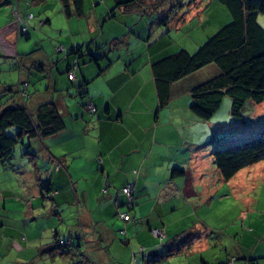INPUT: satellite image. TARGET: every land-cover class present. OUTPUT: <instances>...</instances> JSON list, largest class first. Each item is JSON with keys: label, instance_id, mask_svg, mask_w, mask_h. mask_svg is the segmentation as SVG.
Here are the masks:
<instances>
[{"label": "crops", "instance_id": "1", "mask_svg": "<svg viewBox=\"0 0 264 264\" xmlns=\"http://www.w3.org/2000/svg\"><path fill=\"white\" fill-rule=\"evenodd\" d=\"M104 2L105 6L91 8L84 0L82 16L64 14L67 24L54 35L55 42L63 47L61 54L55 47L33 49L24 40L30 36L29 28L23 33L14 17L0 29V72H8L12 80L0 81V93H6L0 107L17 101L34 113L40 103L53 101L64 121L57 133L31 140V148L37 152L28 160L32 172H27L23 160L13 168L25 169L23 185L28 180L33 182L30 196H0V264H39L40 256L69 254V247L74 248L72 253L81 251L101 264H181L183 259L185 264H225L233 256L242 258L235 264H249L251 256H263L256 264H264V248L258 250L259 243H253L252 234L243 232L238 239L235 229L226 224L214 227L207 221L212 197L226 180L220 175L216 185L209 187L211 183L204 178L209 160H202L201 153L203 146H211L213 128L219 126L221 131L223 123L212 118L200 120L189 103L191 88L218 69L207 66L173 83L169 101L158 108L150 66L153 60L179 47H192L174 38V30L187 27L184 34H193L197 44L211 35L210 6H221L213 0H195L189 12L170 20L173 37L162 36L163 27L154 20L156 12L144 13L153 18L147 37L146 27L140 30L134 25L135 20H146L141 8H121L118 17L106 18L113 5ZM21 6L18 2L19 13ZM168 6L160 7L159 15ZM73 17H77L76 26ZM44 22L52 23L48 18ZM31 25H35L32 20ZM23 34L25 38L19 36ZM117 37L122 39L113 45L111 41ZM79 45L87 52L78 57L77 78L70 82L66 76L70 57L65 52ZM88 52L99 58L90 60ZM104 56L111 60L106 67ZM99 66L105 68L99 72ZM40 79L46 81L44 88L33 86L32 92L30 86ZM84 80L87 92L81 99L78 89ZM18 81L29 83L31 96L26 101L6 87ZM88 100L96 107L94 114L82 105ZM57 158L61 162L58 168ZM1 167L3 171L11 169L4 163ZM174 167L182 168L183 173L172 175ZM38 170H42L43 180ZM37 176L39 183L49 184H37ZM127 184L135 191L132 207L125 203L123 187ZM13 197L17 205L10 209L6 199ZM245 200H250L249 196ZM119 211L128 212L129 219L120 218ZM243 214L240 209L236 219ZM57 219L64 226L57 225ZM255 223L250 220L247 225ZM156 229L162 231L161 236L153 233ZM212 230L219 233L215 241ZM222 234L232 238L224 247L225 257L212 251L213 244L225 241ZM57 241L67 245L62 248Z\"/></svg>", "mask_w": 264, "mask_h": 264}, {"label": "trees", "instance_id": "2", "mask_svg": "<svg viewBox=\"0 0 264 264\" xmlns=\"http://www.w3.org/2000/svg\"><path fill=\"white\" fill-rule=\"evenodd\" d=\"M8 1L12 3V14L15 15L13 11L17 10L21 21L26 23L27 28L30 20L28 14L32 13L33 18L34 13L28 11L25 17L20 15L18 0L13 2H10V0H0V4ZM60 1L66 16L72 14L82 16L84 14V0ZM113 1V6L107 12L106 18L118 17V10L121 8L124 10L134 7L141 8V15L144 17L147 16L144 13L156 12L154 20L163 27L162 36L169 35L170 27L168 25L170 20L179 13L177 2L173 4L174 0ZM194 1H189L188 5ZM213 1L225 7L230 15V21L224 25H220L194 51L190 52L183 47H179L176 51L151 62V71L159 98L158 108L165 106L169 101L173 83L202 68L215 66L218 69V73L198 82L191 88L189 108L200 120H209L221 106L223 97L227 95L230 98V114L233 118L240 120L243 119V107L247 100H252L255 103H260L264 100V28L257 21L258 14H264V0ZM168 4L169 6L164 14L159 15V8L165 7ZM29 5L30 2L26 4L27 7ZM13 17L15 18V16ZM126 30L129 31V28ZM24 31L22 32L24 33ZM147 35L149 37L150 32ZM121 39V37L114 38L111 43L117 45ZM152 43L150 42V44ZM96 45L99 46V43ZM55 51L62 52L63 47L56 45ZM86 52L83 49V45L69 48L65 52L70 57L66 69V76L70 82L77 78V71L80 66L78 57L83 56ZM88 54L90 60L95 61L99 58L94 53L88 52ZM104 58L107 61L104 65L106 67L111 63V60L107 56H104ZM73 60L77 64L75 78L69 79L68 71L72 67ZM104 66H99L98 71L103 70ZM28 84V81H18L16 84L7 85L6 87L12 95H17L21 100L26 101L31 96ZM86 92V81L84 80L79 84L78 96L83 99ZM89 103L91 102L88 100L83 102L82 105L86 107L89 113L94 114L96 107L91 103L94 106V111L90 110L88 108ZM11 126L17 128L15 136L6 133L7 128ZM63 127L64 121L62 115L53 101L40 103L34 113L29 112L22 102L14 101L1 106L0 163L10 165L11 169H17L9 160L14 155L15 146L18 142H23L24 136L30 139L27 144V150L24 153L29 156V159H32L33 156H37V152L30 149L31 140L51 136L63 129ZM211 154L213 156V163L217 167L221 177L227 181L240 169L264 160V129L258 135L249 139H243L233 144L215 145ZM54 161L57 168L61 166L58 158L57 160L54 159ZM182 173L183 169L180 167L172 169V175ZM43 184L49 183L48 181H44ZM134 192L132 193V202L127 207H132L134 204ZM47 195H49V192ZM125 203L127 204V197ZM58 243L61 244L60 247L62 248L67 245L66 242L57 241ZM251 258L252 260L249 264H256L257 260L263 258V256H251ZM240 259L242 258L233 256L224 262L228 264L232 261L235 264V261Z\"/></svg>", "mask_w": 264, "mask_h": 264}, {"label": "rangeland", "instance_id": "3", "mask_svg": "<svg viewBox=\"0 0 264 264\" xmlns=\"http://www.w3.org/2000/svg\"><path fill=\"white\" fill-rule=\"evenodd\" d=\"M11 1H17V0H10V2ZM18 1L23 5V7L22 6L20 7V14L23 17H25V14L28 11H32L35 16L33 18L29 17L30 19L32 18L31 20L33 22H35L34 26L32 25L28 26L29 28L28 35L30 36L28 38H25L26 36L25 34L19 36L25 38L24 40L29 41L30 44L33 45V49H38V48L40 49L41 47L53 49L54 47H56V45L58 44L55 42L54 35L58 34L57 30L60 27H65V24H67L66 16L61 10L62 7L61 1L60 0H18ZM108 1H111L109 3L110 6H112L114 1L113 0H108ZM189 1L192 0H174V3L173 2L171 3L175 4L177 2L178 12L180 15L185 13L186 11L189 12V5H188ZM29 2L30 5L27 7L26 4H28ZM85 2L87 5H90L91 8H99L101 6H105L104 0H85ZM220 6H221L219 7L220 9H218V7L215 8L214 5L210 6L209 12L211 14V19L209 23L211 27L212 26L214 27V30L211 33L215 32L219 27L218 25H216L215 27L214 25L215 23L219 24L220 22H223L221 25H224L225 23L230 21V15L228 11L222 5ZM11 7L12 6L9 3V1L0 4V29L3 25L6 24L7 21L9 22L11 19L12 20L14 19L12 16ZM47 18L51 20L52 22L51 24L44 22L45 19ZM197 19L198 18L196 17L195 22L198 21ZM76 20L77 17H73L72 22L75 23L72 24H74L75 26L77 24ZM82 20L85 24L87 23V18L83 17ZM135 21L137 22L134 25H138V29L141 30V28L146 27L147 28L146 32H149V25L151 20L148 17H146L145 21L142 20H135ZM257 21L264 28V14L259 13L257 16ZM186 28L187 27H185V29ZM185 29L183 30V28H180L179 30H174L175 36L173 30H170L169 35L172 37L174 36V38H179L181 42H184L185 47L192 45V47L189 48L190 50L184 48L192 52L204 40H200V42L197 44V41H195L192 37L194 36L193 34L188 36L184 34ZM181 36H183V38ZM61 53L62 52H59L58 54ZM9 76L10 75L8 74V72L1 71L0 81H12ZM43 82L44 84L42 85L39 84ZM45 83L46 81H44V79H40L39 81L36 82L35 85H31L30 89L33 92L34 91L33 86H37V85L39 89L41 88L40 86H43L42 88H44ZM3 94L6 93L4 92L0 93V101L6 98V95L2 96ZM229 104H230V98L226 95L223 97V101L219 109L211 117L212 120L215 122H222L223 129L220 131L219 126H215L213 128L214 137H213V141L210 144L211 146H206V145L203 146V150L201 153L202 160H209V166L205 171V175H204V178H206V180L209 181V183H211L209 187L211 186L214 187L216 185L215 179H217V177L220 176L217 167L213 163V156L211 154V152L214 149V146L221 144L224 145L233 144L243 139H249L250 137L258 135L264 129V100L260 103H255L252 100H247L243 107V119L240 120H237L232 117V115L230 114V109L228 108ZM6 133L15 136L17 133V128L15 126H11L7 128ZM29 140L30 139L27 136H24L23 142L17 143V145L15 146V150L13 152L14 155L9 160V162L14 164V167H17L18 164H20L19 160H23V162H25L24 166L26 167L27 172L29 170L30 172H32L31 168H29L28 166L29 156L24 153L27 150V144ZM43 167L44 166H41V169ZM24 170L25 169L23 170L10 169L3 171L2 167L0 168V189H4L3 191L0 190V196H9V195L30 196V192L33 189L32 186L33 182H31L30 180L26 182L25 180L26 184L25 185L22 184L21 181L24 180L21 179L24 178L23 176V173H25ZM37 173L38 176L41 177V179L43 180L44 177L41 176V174L43 173L42 170H38ZM38 176L37 178H35V182L37 184L39 183ZM231 178L232 179L230 181H224L223 184L221 185L220 188L221 190H219L217 194H214V196L212 197L211 209L209 212L210 215L208 216L207 221L210 223V225L214 227L226 224L229 227V229H235L233 230V232L235 231L238 232L237 233L238 239L240 236L241 237L243 236V232H246L247 235L252 234L254 238L253 243L254 244L259 243L258 250L260 251V249L264 248V160L258 161L256 163L250 164L240 169ZM42 183L40 182L39 184L42 186ZM236 196L238 197L236 198ZM239 196L241 198H239ZM245 196H249L250 200L244 201ZM19 200L24 204L23 199H19ZM6 204L8 208L13 209L17 205V201L15 200V197H13L11 200L10 198H8L6 199ZM240 209H243L244 214L241 216V218L236 219V215L238 214ZM207 210L208 209L204 208V211H206L205 214H207ZM250 220L256 221L254 226L250 224L247 225ZM56 222L57 225L64 226L61 223H59V219H57ZM248 226L250 227L249 231L244 230V228ZM217 231L212 230V232L210 233L212 235L213 241H215V238H217L219 234ZM251 231L252 233H250ZM222 236L225 241L223 242L222 245L215 246V244H213L212 251L216 252L217 254H220V252H222V257H225L224 247L231 244L230 240L232 238L231 235L227 237L224 236V234H222ZM69 249H70L69 254H60L58 252L54 255L46 254L40 256L36 262L39 264L40 263L101 264L87 258L85 254L81 251H79L78 253H72V251L74 250L73 247H69ZM6 255L4 258H7L9 254L7 256ZM1 259L3 258L0 256V263H1ZM105 263L110 264L109 261H105ZM237 263L242 264L239 261ZM131 264H134V262H132ZM171 264H178V263H171ZM181 264H185V259L182 260ZM259 264H262V261H260Z\"/></svg>", "mask_w": 264, "mask_h": 264}, {"label": "built area", "instance_id": "4", "mask_svg": "<svg viewBox=\"0 0 264 264\" xmlns=\"http://www.w3.org/2000/svg\"><path fill=\"white\" fill-rule=\"evenodd\" d=\"M13 13L15 14V18H16V20H17L18 22L21 23L19 27L21 28L22 31H24V30L26 29V23L23 22V21H21L20 16H19L17 10L13 11ZM28 17H32V13H29V14H28ZM76 68H77L76 61L73 60V61H72V67H71V69L68 71V77H69V79H74V78H75V69H76ZM88 108H89L90 110L94 111V106H93L91 103L88 104ZM133 191H134V187L131 186L130 184H127L125 187H123V192H124V194H125L126 197H127V205H128V206H130V204H131V202H132V193H133ZM118 215H119V217L122 218L123 220H128V219H129V214H128V212H126V211H121V212L119 211V212H118ZM153 233H154L156 236H161V235H162V231L159 230V229H158V230H157V229H156V230H153ZM140 249L143 250V248H140ZM228 264H233V262L231 261V262H229Z\"/></svg>", "mask_w": 264, "mask_h": 264}]
</instances>
